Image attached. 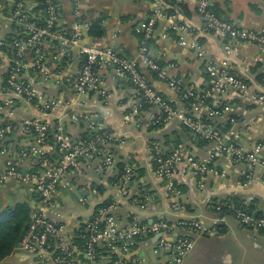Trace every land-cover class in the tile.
I'll list each match as a JSON object with an SVG mask.
<instances>
[{
  "label": "built area",
  "instance_id": "1",
  "mask_svg": "<svg viewBox=\"0 0 264 264\" xmlns=\"http://www.w3.org/2000/svg\"><path fill=\"white\" fill-rule=\"evenodd\" d=\"M155 1L159 7L144 27L145 37L141 43L140 55L146 68L157 73L160 78H165V71L149 56V42L154 38V26L158 19L175 20L176 17L165 14L159 0ZM71 2L76 22L70 28L63 25L62 8L58 0H39L37 6L41 8L34 15L30 13L29 3H16L9 18L17 25V33L8 43L2 44L11 60L2 80V85L6 86L5 97L0 100V183L16 182L34 192L40 201L35 205L29 228L19 248L43 264H138L130 258L131 250L142 240L155 238L159 250L167 252L173 258V264H182L194 248L193 236L206 235L211 230L196 220L182 219L172 223L155 218L148 222L141 220L138 215H130L129 222L121 227L117 211L124 203L127 204V200L135 201L137 209L145 212L152 199L146 190L137 192L133 188L137 168L126 162L122 171L119 170L111 151L116 136L99 112L80 111L74 107L75 102L73 104L62 97L44 98L31 86L28 81L29 73L47 72L46 55L49 50H56L60 46L61 54L69 58L70 51L78 48L84 58L83 64L78 75L69 77L66 81L68 89L74 91L75 95L98 93L104 100L108 99L107 90L100 85L101 78L97 69L111 66L118 76L130 79L140 98L134 114H138L141 108L153 110L155 123L166 124L179 120L183 128L200 139L213 143L212 155L204 160L189 153L182 144L166 155L158 143H152V161L157 167L159 180L165 183V190L173 198L175 210L180 209L179 203L174 200L181 196L176 183L180 167L204 178L215 172L214 160L223 155L234 162L248 165V179L253 177L257 168H262L264 172V138L249 149L228 139L212 121L221 119L235 109L227 104L213 106L209 101L213 96L229 91L254 102L264 101V95L235 75L229 61L216 63L206 60L205 72L211 83L203 92L187 88L182 81L169 78L168 86L186 104V111L179 112L146 80L136 61L100 42L89 45L82 43V34L90 29V24L81 14V0ZM197 10L204 19L205 33L214 34L227 42V50L235 49L239 44H252L264 56V32L249 31L221 19L210 9L209 0H198ZM172 28L176 31L187 29L182 24H173ZM194 47L205 59L207 52L198 44ZM2 65L0 56V69ZM261 85L264 87V78ZM20 100L27 101L33 108L34 114L24 120L18 119ZM58 111L64 112L63 117L72 123L84 126L88 137L73 140L62 121L51 126L45 118ZM231 123H236L235 118L231 119ZM18 132L23 134L20 146H11L12 135ZM81 162L86 163V169L100 182L93 188L83 189L84 204L88 200L86 192L101 194L98 186H102V183L109 184L103 180L112 175L114 178L109 185L114 194L102 201H109L106 206H101V202L99 206L90 209V212L86 211L88 215L78 221L72 230L66 221L61 220L63 213L71 211L62 209L59 199L63 192L72 189L73 183L79 178L87 176ZM132 196L134 200L130 201ZM216 211L232 216L245 228L264 231V216L232 201L217 204ZM179 231L190 235L177 236ZM75 240L82 243L81 249L75 247Z\"/></svg>",
  "mask_w": 264,
  "mask_h": 264
},
{
  "label": "crops",
  "instance_id": "2",
  "mask_svg": "<svg viewBox=\"0 0 264 264\" xmlns=\"http://www.w3.org/2000/svg\"><path fill=\"white\" fill-rule=\"evenodd\" d=\"M197 1L178 0V4L182 3V6L187 7L186 11L177 6L175 13L169 14L167 9L172 6L167 0H159L163 12L176 17L175 20L158 19L154 26V38L149 42V56L165 71L167 76L165 78H160L157 73L146 68L140 55L141 43L145 37L144 27L152 18L155 9L159 7L155 0H81L80 11L85 21L90 24V29L98 25L103 31L100 39L92 38L89 35L90 29L83 32L82 43L89 45L100 42L120 55L136 61L146 80L179 112L186 111V104L168 86L169 78L182 81L187 88L203 92L211 83L205 72L206 60L216 63L229 61L231 71L235 75L243 78L254 90L264 95L262 80L259 79L264 76V56L252 44H239L237 48L227 50V42L214 34L205 33L204 19L198 13ZM18 2L29 3L32 10L38 7L39 0H0V56L3 64L0 69V100L5 97L6 86L2 85V80L11 60L6 54V47L2 44L8 43L17 33L18 27L9 16ZM58 2L62 8L64 27H72L76 19L71 0ZM209 2L221 19L249 31L264 32V0H209ZM173 24H182L187 29L176 31L172 28ZM195 44L207 52L205 59L194 47ZM61 52L60 46H57L56 50H49L46 55L47 72L31 71L28 81L46 99L62 97L73 104L75 102L74 107L80 111L99 112L107 127L116 136V142L111 146L116 164L130 162L137 168V179L133 188L135 191L146 190L152 199L148 211L145 212L137 209L135 201L127 200V204L124 203L117 211L121 227L129 222L130 215H138L141 220L148 222L155 218L172 223L182 219L196 220L211 230V233L193 236L194 248L182 264H264V231L245 228L232 216L216 211L217 204L232 201L264 216L263 169H256L253 177L248 179L247 175L250 172L248 165L234 162L223 155L217 156L214 160L215 172L204 178L196 176L187 168L180 167L176 183L181 196L174 198L180 209L175 210L172 205L173 198L165 190V183L159 180L157 167L152 161L150 150L152 143H158L166 155L171 154L177 145L182 144L189 153L202 160L212 155L214 144L183 128L179 120L175 119L166 124L155 123L153 110L141 108L138 114H134L140 98L130 79L118 76L115 68L111 66L97 69L101 78L100 85L107 90L108 99L104 100L98 93L75 95L74 91L68 89L66 81L69 77L78 75L84 58L78 48L70 51L69 58L63 56ZM209 101L213 106L227 104L235 109L221 119L212 121L228 139L237 141L249 149L264 138V101H250L232 91L213 96ZM17 110L18 119L21 120L34 114L32 105L27 101L20 100ZM63 115L64 112L58 111L45 119L51 126L59 121L64 122L73 140L88 136L84 126L68 123ZM232 118H235L236 123H231ZM12 137L11 146L19 147L23 134L18 132ZM81 166L87 176L79 178L73 183L72 189L67 190L65 195L62 193L59 199L60 207L71 211L63 213L61 220L66 221L72 230L78 221L88 215L86 211L90 212V209L99 206L102 201L114 194L109 185L114 178L112 175L103 180L109 182L102 183L105 187L103 193L95 195L86 192L88 200L84 204L83 189L97 186L95 184L100 182L86 169L85 162H81ZM132 199L133 196L130 201ZM38 202H40L38 196L27 187L16 182L0 183V210L19 203H27L31 218ZM176 235L190 234L179 231ZM81 245L80 241L75 240L77 249H81ZM19 246L20 243L0 264H43L23 252ZM130 255L138 264H173V258L167 252L159 250L155 238L142 240L131 250Z\"/></svg>",
  "mask_w": 264,
  "mask_h": 264
},
{
  "label": "trees",
  "instance_id": "3",
  "mask_svg": "<svg viewBox=\"0 0 264 264\" xmlns=\"http://www.w3.org/2000/svg\"><path fill=\"white\" fill-rule=\"evenodd\" d=\"M20 1V0H18ZM169 5L172 7L168 8L169 14L175 13V7H181L183 11H186L187 7L182 6V3L178 4V0H167ZM41 7L38 6L30 11L31 14L36 13ZM210 9L218 16L216 9L210 6ZM89 35L94 39H100L103 36V31L98 25L91 27ZM261 76L259 79H263ZM57 123H54L55 126ZM161 126V125H158ZM88 135V134H87ZM88 137V136H87ZM85 137V138H87ZM124 164V163H123ZM123 164H118L120 171L123 169ZM137 177L135 178V180ZM98 191L103 193L104 187L98 186ZM109 201H105L101 206H106ZM30 207L27 203H19L13 207H7L4 210H0V262L5 258L9 257L15 248L19 245L27 230L29 228L31 218H30Z\"/></svg>",
  "mask_w": 264,
  "mask_h": 264
},
{
  "label": "rangeland",
  "instance_id": "4",
  "mask_svg": "<svg viewBox=\"0 0 264 264\" xmlns=\"http://www.w3.org/2000/svg\"><path fill=\"white\" fill-rule=\"evenodd\" d=\"M258 169H259V168H257V170H258ZM65 193H66V191H65V192H63V195H65ZM63 195H62V196H63ZM63 197H65V196H63ZM73 203H75V202L73 201ZM70 205H71V206H73V204H72V203H70ZM74 207H77V206H74ZM64 217H67V215H64Z\"/></svg>",
  "mask_w": 264,
  "mask_h": 264
},
{
  "label": "water",
  "instance_id": "5",
  "mask_svg": "<svg viewBox=\"0 0 264 264\" xmlns=\"http://www.w3.org/2000/svg\"><path fill=\"white\" fill-rule=\"evenodd\" d=\"M67 122H68V123H71V121H70V120H68Z\"/></svg>",
  "mask_w": 264,
  "mask_h": 264
}]
</instances>
